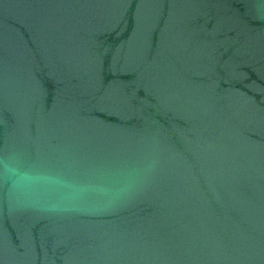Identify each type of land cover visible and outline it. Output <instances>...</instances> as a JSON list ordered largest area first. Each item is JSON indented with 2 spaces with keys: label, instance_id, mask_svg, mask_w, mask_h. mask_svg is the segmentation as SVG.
I'll return each mask as SVG.
<instances>
[{
  "label": "water",
  "instance_id": "obj_1",
  "mask_svg": "<svg viewBox=\"0 0 264 264\" xmlns=\"http://www.w3.org/2000/svg\"><path fill=\"white\" fill-rule=\"evenodd\" d=\"M0 264H264V0H0Z\"/></svg>",
  "mask_w": 264,
  "mask_h": 264
}]
</instances>
